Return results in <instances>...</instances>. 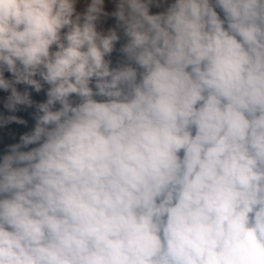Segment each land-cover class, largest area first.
I'll list each match as a JSON object with an SVG mask.
<instances>
[{
	"label": "clouds",
	"instance_id": "clouds-1",
	"mask_svg": "<svg viewBox=\"0 0 264 264\" xmlns=\"http://www.w3.org/2000/svg\"><path fill=\"white\" fill-rule=\"evenodd\" d=\"M0 264H264V0H0Z\"/></svg>",
	"mask_w": 264,
	"mask_h": 264
}]
</instances>
